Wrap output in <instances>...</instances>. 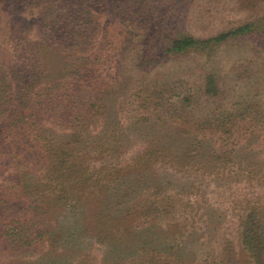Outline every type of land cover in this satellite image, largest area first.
<instances>
[{"label": "rangeland", "instance_id": "obj_1", "mask_svg": "<svg viewBox=\"0 0 264 264\" xmlns=\"http://www.w3.org/2000/svg\"><path fill=\"white\" fill-rule=\"evenodd\" d=\"M141 1L145 4L137 5L135 12H130L129 20L113 19L114 22H110L112 27H117L113 29L114 36L108 46L103 47L101 62L90 74L78 72L76 75L68 70V64L57 63L58 68L66 69L54 73L41 66L46 77H33L29 81L32 83L27 97L33 100L40 94L39 98H45L48 91L56 92V97L73 89L81 93L80 97L89 95L92 98L88 92L91 84L96 97L112 109H99L102 113L85 116L83 112L87 106L81 101L80 108L76 104L72 109L67 108L68 117L52 114L39 131L44 138L40 140V146L46 147L49 141L53 144L55 140L63 143L70 160L85 164L87 177L100 178L105 186L120 173L138 177L140 174L135 170L126 174V166L140 158L143 164L139 171L148 173L150 182H155V177L162 181L167 187L162 188V195L171 196L177 202L175 209L161 212L159 208L157 213L146 217L134 212V216L127 215L123 220L125 227L119 225L123 231L115 237L97 239L95 231H90L93 210L84 202L91 200L98 189L86 186L79 192L80 204H75V199H68L51 218L50 226L57 233L51 237L53 245L43 239L29 248L21 247L18 253L6 254V250L5 254H0V264H140L141 260L149 263L165 260L164 264H204V260H209L208 264H212L221 258L222 243L226 240L233 241L238 252L237 238L242 226L249 223L248 215L253 210L259 213L255 215L259 219L258 230L264 231V0ZM3 7L10 8L9 2H3ZM39 11L40 6L36 4L19 10L26 27L21 39L25 44L24 53L18 40L5 37L6 23L0 22V66L3 64L7 68L13 62L19 64L21 59L27 61L36 57L35 51L42 40L39 23L35 21ZM102 12L95 13L99 24L106 20V14ZM245 24L254 28L251 34L229 36L211 52L185 51L166 56L158 63H140L147 50L150 52L154 39L161 38L160 34L165 32L162 28L207 38ZM98 41L92 40L91 46L83 52L73 53L72 58L78 54L80 58L96 53ZM48 50L51 52L49 57L58 52L60 55L69 53L51 47ZM33 64L38 67L37 61ZM18 69H9L11 76L6 79L13 81L16 93H23L25 84L21 89L18 87L25 74H20ZM206 74L218 78L222 94L217 100L198 98L201 79ZM76 76L79 77L73 78ZM82 78L86 82L80 81ZM59 80H71L68 90L54 85ZM172 94H178V99ZM189 96L195 98L191 104H198L194 115L190 112L194 106H184L189 100L182 102V98ZM235 100L239 103L233 106ZM248 101L251 103L247 104ZM162 105L163 108L157 110ZM225 108L232 113L238 126L233 127L232 134L206 127L197 130L199 156L191 152L186 162L178 156L175 159V149L183 146L176 143L171 151L142 157L148 148H152L150 140L155 139L162 145L167 142L162 137L174 134L169 122L184 116L190 125H194L207 117L213 119L212 112ZM103 112L106 114L102 116ZM160 112L164 114L158 115ZM170 113L176 118H169ZM0 118L4 130L7 119ZM224 118H228L226 112ZM34 131H25L23 137L32 141ZM116 137L121 139L122 146L116 153L107 151L111 150L109 140ZM108 154H117V159ZM4 161L0 147L1 177L7 176L6 171L1 174ZM27 167L30 170L25 178L31 191L28 201H43L38 199L39 195L44 199L56 194V181L44 172L45 162L19 165V169ZM142 188L143 192L130 193L128 202H143L147 195L154 200L153 187ZM124 193L121 188L117 196ZM106 199L107 205H114V208L122 202L111 193ZM124 205L118 208L117 216H121ZM141 233L148 235L147 242L141 240ZM243 260L244 254L240 252L233 262L242 264Z\"/></svg>", "mask_w": 264, "mask_h": 264}, {"label": "trees", "instance_id": "obj_2", "mask_svg": "<svg viewBox=\"0 0 264 264\" xmlns=\"http://www.w3.org/2000/svg\"><path fill=\"white\" fill-rule=\"evenodd\" d=\"M7 1L10 4V8L3 7V2ZM32 4L40 6V11L35 21L39 23L37 24L40 27V37L42 40L40 41L38 51L34 50L36 57L27 61L21 59L19 64L13 62L7 68H4L3 64L0 66V117L7 119L4 130L0 126L1 154L5 156L4 168L2 170L4 172L1 171V174L3 175L5 171L7 172V176H0V254H5L6 250V254L8 252L18 253L21 247L23 249L29 248L33 244H39V241L42 242L43 239H47L48 243L53 245L51 237H55L57 233L50 226L51 218L61 209L62 203H66L68 199H75V201H72L75 204H80L79 192L83 191L82 188L86 186L92 185L96 190L98 189V193L94 190V192L92 191L93 196L91 200L84 202L90 205L93 210L90 231H95L94 237L97 239L115 237L116 234L123 231L119 225L126 226L123 220L127 218V215L131 214L134 216L135 214L133 213L136 212L138 216L146 217L157 213L159 208L161 212H170L172 209H175L177 203L171 196L162 195L161 190L165 186H163L162 181L158 177H155V182H150L148 173L139 171L143 164L140 158L136 159L134 163H128L126 166V174L135 170L140 174V177L131 178L133 175L125 176V174L120 173L112 183L105 186L101 184L100 178L87 177V167L85 164L80 161L72 162L70 160L71 156L67 150L65 152L63 143L55 140L56 144H51V141H49L46 147L40 146V140L44 138H41L42 136L39 131H42L43 122L46 118H51L52 114L56 115V117L63 115L64 117H68L70 113L68 114L67 108L72 109L74 104L80 108L81 101L85 102L81 104L87 106V109H84L85 111L83 112L85 116L87 114L92 116L99 109H107L106 111L112 109L96 97L91 90V84L88 87V92L92 98L89 95L80 97L81 93L73 89L65 91V93L62 92L61 95L56 97V92L53 91L46 92L47 97L45 98H39L40 94H37L33 100L27 97V92L32 83L29 81L33 77L40 79L46 77L41 66L51 69L54 73L66 69L58 68V65L68 64V70L70 69V72L76 75H79L78 72L80 75L84 73L90 74L94 67L98 66L101 62L100 52H102L103 47L106 48L114 36L113 31L117 27L115 25L112 27L110 22H114L113 19H120L121 21L129 20L130 12H135L137 5L141 6L145 3L141 0H0V22L4 21L6 23L5 37L8 39L13 37L14 40H18L22 53L25 51V44L21 42V39L26 27L23 24L24 20L21 18L19 10ZM96 12L106 14V20L103 24H99L96 21ZM162 30L165 32L160 34L161 38L158 36L155 39L153 38L154 42L151 46V54L147 50L148 53L140 63H158L166 59V56H174L185 51L211 52L220 41L233 35H249L254 31V28H251V25L245 24L228 32H221L207 38L196 37L183 30H172L170 32L163 28ZM94 39H99V47L96 53L80 58L78 54L72 58L73 53L77 51L83 52L91 46ZM49 47L52 50L55 48L61 51L67 50L69 53L60 55L58 52L54 54V57H49L51 54L48 50ZM33 61L38 62V67L33 64ZM47 62H51V64ZM57 63L59 64L57 65ZM15 68H20L18 69L20 74H25L21 78L22 84L18 87L21 89L25 84L22 89L23 93H16L15 90L17 88L13 86V81L6 79V77L11 76L9 69L12 71ZM53 73L52 75H54ZM77 77L79 76L73 78ZM82 79L80 81L86 82L84 78ZM70 82L71 80L67 82L59 80L54 85L68 90ZM198 90L200 94L198 98L200 100L201 97L206 101L212 98V100H217L222 94L218 78L214 74H206L201 79ZM172 95H177V99L179 97L178 94ZM194 99L190 96L182 98V102L189 100L184 106H194L193 110L190 111L193 115L196 113V110L198 111L197 102L194 105L191 104V100ZM197 101L199 100L197 99ZM237 102L239 103V101ZM237 102L236 100L233 101V106H236ZM156 107H159V104ZM162 108L163 105L157 110H161ZM105 112H103L102 116L106 114ZM225 112L228 114L227 119L224 118ZM163 114L162 112L158 113V115ZM211 114L215 115L212 117L213 119L207 117L195 122L194 125H190V122L186 121L184 116L178 117L175 122H169V125L175 131L174 134L162 137V139L167 140V142H162V145H158L161 142H155V139L150 140L152 148H148L142 154V157L159 154L160 151H171L173 145L182 143L181 149H175L177 155L174 158L177 159L178 156L180 160L186 162L189 159V153L194 152V154H199V147L196 146L197 130H205L202 128L206 127L209 130L232 134L234 131L233 127L238 126L232 117V113L226 108L223 110L219 109V112H212ZM171 117L176 118L174 114L170 113L169 118ZM78 120L80 119L78 118ZM0 124H2L1 118ZM27 130L37 131H34L32 141L23 137V133ZM121 142V139L117 137L116 139L109 140L111 150L107 149V151L116 153V150L122 146ZM8 146L9 148H7ZM179 154L182 156H179ZM108 155L115 159L118 156L117 154ZM201 157L205 158L204 154ZM41 162L46 163L44 172H47L54 178L58 190L55 192L56 194L49 198L40 199L41 195H39L38 199L43 201H28L27 196L31 191L30 186L27 185L25 174L30 168L19 169V165L24 163L39 165ZM127 180L130 181L127 182ZM167 184L170 185L169 182ZM142 186H146V188L153 187L151 194L155 192L153 194L154 200L147 195L143 202L137 201L136 204L131 203V201L128 202L130 193L138 190L143 192ZM121 188L125 193L118 197L117 193ZM109 193L121 199V205L116 208H114V205H107L108 199L106 197ZM158 195H160V198L157 197ZM162 201H164V204L161 203ZM122 205L124 206L121 210V216H117V210ZM108 211L109 213H107ZM255 215L258 216L259 213L253 210L248 215V221L251 225L245 223L242 226L243 229L237 238L239 242L238 252L233 241L226 240L222 243L221 258L219 257L212 264H237L233 260L235 255L240 252L245 257L242 264H264V231L258 230L259 219L255 218ZM140 235L142 236L141 240L147 242L148 235L142 233ZM150 243H152V240L149 237ZM163 261H152V263H149L146 260H141L140 264H164ZM208 261L204 260V264H208Z\"/></svg>", "mask_w": 264, "mask_h": 264}]
</instances>
